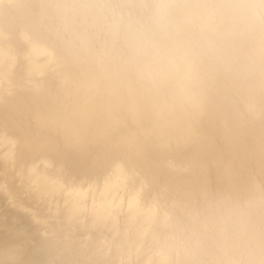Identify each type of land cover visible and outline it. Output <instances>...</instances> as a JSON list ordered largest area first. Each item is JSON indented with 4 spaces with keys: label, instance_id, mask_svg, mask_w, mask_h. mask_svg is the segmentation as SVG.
<instances>
[{
    "label": "clouds",
    "instance_id": "1",
    "mask_svg": "<svg viewBox=\"0 0 264 264\" xmlns=\"http://www.w3.org/2000/svg\"><path fill=\"white\" fill-rule=\"evenodd\" d=\"M0 30L15 38L0 40L15 81L0 109L23 117L13 161H154L135 206L105 176L58 185L55 215L20 230L0 209V264H60L53 239L83 264H264V0H0ZM25 177L39 189L49 172ZM78 214L123 225L101 243Z\"/></svg>",
    "mask_w": 264,
    "mask_h": 264
},
{
    "label": "bare ground",
    "instance_id": "2",
    "mask_svg": "<svg viewBox=\"0 0 264 264\" xmlns=\"http://www.w3.org/2000/svg\"><path fill=\"white\" fill-rule=\"evenodd\" d=\"M9 39L15 43V38L6 37L0 30V40ZM37 57L45 55V50L36 45ZM19 69H17V73ZM15 81L0 73V90L14 86ZM23 127V117L12 109H0V209L7 222L14 230L29 226L31 218L37 212L54 216L56 209L63 204L62 199L51 197L49 193L58 185L71 188H91L99 184L105 176L119 178L125 186L132 190L129 205L135 206L140 195H146L147 189L143 183V170L154 166V161L145 160L141 166L133 169L123 154L101 152L95 159L88 157L74 159L70 168L50 161L44 156H33L31 150L17 152L13 161V138ZM34 166L37 170H48L49 178L46 186L35 188L25 177V170ZM70 222L81 229L82 234L88 232L101 236L111 230H120L122 217L93 218L86 215H74ZM54 257L60 264H83L86 257L75 248H56L53 239Z\"/></svg>",
    "mask_w": 264,
    "mask_h": 264
}]
</instances>
